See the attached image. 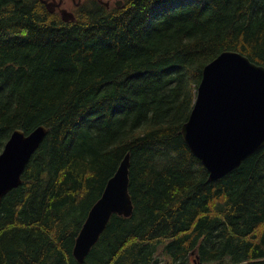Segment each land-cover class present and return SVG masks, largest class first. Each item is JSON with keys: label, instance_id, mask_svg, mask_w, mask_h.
I'll use <instances>...</instances> for the list:
<instances>
[{"label": "trees", "instance_id": "obj_1", "mask_svg": "<svg viewBox=\"0 0 264 264\" xmlns=\"http://www.w3.org/2000/svg\"><path fill=\"white\" fill-rule=\"evenodd\" d=\"M73 4V3H72ZM66 21L0 0V153L45 124L0 203V264H264V146L217 180L186 144L205 65H264V0H99ZM131 152V216L113 214L83 262L80 229Z\"/></svg>", "mask_w": 264, "mask_h": 264}, {"label": "water", "instance_id": "obj_2", "mask_svg": "<svg viewBox=\"0 0 264 264\" xmlns=\"http://www.w3.org/2000/svg\"><path fill=\"white\" fill-rule=\"evenodd\" d=\"M50 11L59 9L66 21L75 14L62 6L65 0H41ZM83 0H74L79 5ZM109 6V1L101 0ZM116 6L124 0H115ZM48 133L44 126L31 132L16 129L0 153V203L23 183L31 157ZM181 134L191 152L217 180L237 168L264 146V65L237 50H225L208 62L189 119ZM131 152H127L108 180L101 197L91 207L76 238L73 255L83 262L99 241L114 213L129 217L134 212L130 193Z\"/></svg>", "mask_w": 264, "mask_h": 264}, {"label": "rangeland", "instance_id": "obj_3", "mask_svg": "<svg viewBox=\"0 0 264 264\" xmlns=\"http://www.w3.org/2000/svg\"><path fill=\"white\" fill-rule=\"evenodd\" d=\"M123 6H124V5H123ZM120 7H122V6H120ZM159 257H160V259L162 260V264H166V263L168 262V260H169V257L166 256V255L163 254V253H159ZM191 258H192V259H191L192 264H200L199 262L194 263V259H196V258H195V255H192ZM204 264H216V261H215V260H212V261H209V262H205Z\"/></svg>", "mask_w": 264, "mask_h": 264}, {"label": "flooded vegetation", "instance_id": "obj_4", "mask_svg": "<svg viewBox=\"0 0 264 264\" xmlns=\"http://www.w3.org/2000/svg\"><path fill=\"white\" fill-rule=\"evenodd\" d=\"M73 3H74V1H73ZM114 5H115L114 0H110V6H108V7H109V8L115 7ZM63 6H67V7H69L70 9H73V7H74L75 5L72 4L69 0H66L65 5H63Z\"/></svg>", "mask_w": 264, "mask_h": 264}, {"label": "bare ground", "instance_id": "obj_5", "mask_svg": "<svg viewBox=\"0 0 264 264\" xmlns=\"http://www.w3.org/2000/svg\"><path fill=\"white\" fill-rule=\"evenodd\" d=\"M41 126H44L45 128H47L48 129V133H49V128H48V126H46L45 124H41ZM47 133V134H48ZM47 136V135H46ZM45 139V138H44ZM106 188V187H105ZM114 214H117V213H114ZM124 216V215H123ZM112 217V216H111Z\"/></svg>", "mask_w": 264, "mask_h": 264}]
</instances>
